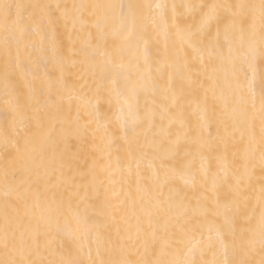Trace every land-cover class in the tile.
I'll list each match as a JSON object with an SVG mask.
<instances>
[{"label": "snow or ice", "instance_id": "snow-or-ice-1", "mask_svg": "<svg viewBox=\"0 0 264 264\" xmlns=\"http://www.w3.org/2000/svg\"><path fill=\"white\" fill-rule=\"evenodd\" d=\"M0 123V264H264V0H0Z\"/></svg>", "mask_w": 264, "mask_h": 264}, {"label": "bare ground", "instance_id": "bare-ground-1", "mask_svg": "<svg viewBox=\"0 0 264 264\" xmlns=\"http://www.w3.org/2000/svg\"><path fill=\"white\" fill-rule=\"evenodd\" d=\"M66 2H72V0H66ZM100 2L114 3V4H121V3L126 4V3H129L130 0H100ZM132 2H150V0H132ZM65 42H66V38H65ZM68 82H69L70 86L73 84H78L79 78L77 76H74V75L69 76ZM141 103L143 104V101H141ZM102 111L107 114V118L110 119L113 123L116 121V118L118 115V109L116 108V106L114 104L112 106H109L107 103L103 104L102 105ZM187 119L191 123H193V124L195 123L196 115L194 112V106H193V110H189V112L187 113ZM93 129H95V125H93ZM3 131H4V126L2 123H0V134H2ZM72 143H73L74 150L76 148L81 147V145L77 144V142L75 140H73ZM99 143H100L99 137H96L94 139L92 132L90 131L87 138H86V141L82 145V149H83L82 154L88 158L89 164H91L93 158H95L96 160H100L102 158L103 153L93 150V145L99 144ZM117 149H119V154L122 155L123 150H122V147L120 146V142L118 139L113 146L114 158H115V153L117 152ZM181 155H183V151L181 152ZM197 166H198V162H197ZM260 179H261L260 170H259V168H257V172H256V176H255V180H256L257 184L259 183ZM86 251H87V249H85V252Z\"/></svg>", "mask_w": 264, "mask_h": 264}]
</instances>
